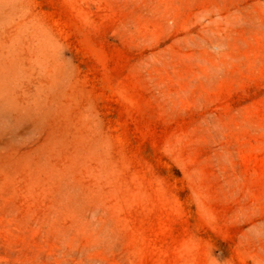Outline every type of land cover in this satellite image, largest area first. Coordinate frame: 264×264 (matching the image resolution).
Instances as JSON below:
<instances>
[{"label": "rangeland", "instance_id": "obj_1", "mask_svg": "<svg viewBox=\"0 0 264 264\" xmlns=\"http://www.w3.org/2000/svg\"><path fill=\"white\" fill-rule=\"evenodd\" d=\"M0 264H264V0H0Z\"/></svg>", "mask_w": 264, "mask_h": 264}]
</instances>
